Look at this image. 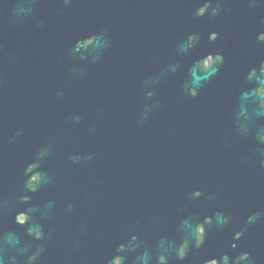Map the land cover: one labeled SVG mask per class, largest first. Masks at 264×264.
Returning <instances> with one entry per match:
<instances>
[{
  "label": "water",
  "instance_id": "95a60500",
  "mask_svg": "<svg viewBox=\"0 0 264 264\" xmlns=\"http://www.w3.org/2000/svg\"><path fill=\"white\" fill-rule=\"evenodd\" d=\"M19 6V26L8 25L14 64L8 69L20 71L8 78L15 104L0 105V264H51L49 233L62 249L69 232L71 264H111L116 234L122 241L136 235L135 248L171 250L194 181L179 169L189 159L182 154L175 65L179 0H19ZM164 13L174 64L167 84ZM2 21L0 5V27ZM28 164L40 175L35 192L21 169ZM18 212L26 214L22 223ZM185 228L192 231L188 222Z\"/></svg>",
  "mask_w": 264,
  "mask_h": 264
},
{
  "label": "flooded vegetation",
  "instance_id": "af4514ba",
  "mask_svg": "<svg viewBox=\"0 0 264 264\" xmlns=\"http://www.w3.org/2000/svg\"><path fill=\"white\" fill-rule=\"evenodd\" d=\"M0 5L4 14L0 27V105L6 106L15 104L7 96L15 82H8V78L20 73L8 69L14 66L8 61L9 42L13 43L8 25L19 26L23 6L19 0H0ZM179 5L175 65L179 71L182 154L189 157L183 158L179 169L194 175L190 200L180 206L182 224L177 233L181 237L170 239L171 251L167 245L141 249L137 244L135 248L132 235L122 241L116 234L110 262L141 264L143 253L144 264H264V141L259 139L264 135V94H257L264 86V0H179ZM10 14L18 20L9 22ZM146 15L142 22L147 21ZM167 23L164 13L162 66L166 84L169 68L174 65L169 61ZM17 61L18 57V66ZM15 100L18 103V95ZM21 169L30 173L28 189L35 188L39 173ZM248 216L253 217L251 222ZM16 220L24 222L26 214L18 212ZM187 222L190 232L185 228ZM170 228L173 230L172 225ZM49 234L47 242H53L50 263L71 264L69 232L62 249L60 238ZM42 236L40 231L34 233L38 242ZM122 242H127V247L123 245L121 251ZM245 253L248 256L242 260Z\"/></svg>",
  "mask_w": 264,
  "mask_h": 264
},
{
  "label": "snow or ice",
  "instance_id": "6c2138e0",
  "mask_svg": "<svg viewBox=\"0 0 264 264\" xmlns=\"http://www.w3.org/2000/svg\"><path fill=\"white\" fill-rule=\"evenodd\" d=\"M204 6L207 7V5H204ZM201 15H202V13H201ZM189 38H190V37H189ZM261 38H264V37H261ZM217 58H218V59H223L222 56H219V57H217ZM261 66L264 67V65H261ZM248 78L250 79L251 77H248ZM151 94H152V93H149V95H151ZM193 95H195V93H193ZM259 139H260L261 141H264V135H261ZM39 154H40L41 157L44 155L43 152H40ZM29 165H30V164L27 165L26 170H27L28 172H31V171H32V168H31ZM29 187H31V185H29ZM31 191H32V192H35L36 189H35V188H32ZM24 198L27 200L28 196H24ZM252 219H253L252 216H248V221H249V222H251ZM28 234H29V235L32 234L31 228L28 229ZM37 238H40L39 233H37ZM136 238H137L136 235H132V239H136ZM236 238L239 239L240 236L238 235V236H236ZM233 247H235V245H233ZM120 250H121V251L123 250V244H120ZM247 256H248V254L245 253L243 256H241V259H242V260H243V259H246ZM30 259L32 260V259H34V257H30ZM225 259H227V257H225Z\"/></svg>",
  "mask_w": 264,
  "mask_h": 264
},
{
  "label": "clouds",
  "instance_id": "9594fccd",
  "mask_svg": "<svg viewBox=\"0 0 264 264\" xmlns=\"http://www.w3.org/2000/svg\"><path fill=\"white\" fill-rule=\"evenodd\" d=\"M202 11H203V10L201 9V12H202ZM189 39H191V37H190ZM257 94H258V95H259V94H264V86H261L259 89H257ZM261 106L264 107V104H262ZM20 219L22 220L23 218L20 217ZM197 239H198V241H199V237H197ZM114 264H115V262H114Z\"/></svg>",
  "mask_w": 264,
  "mask_h": 264
}]
</instances>
